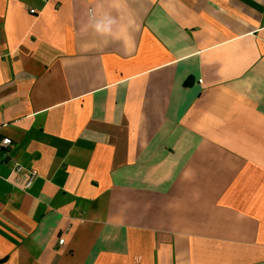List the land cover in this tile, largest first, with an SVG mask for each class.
Returning a JSON list of instances; mask_svg holds the SVG:
<instances>
[{
	"label": "crops",
	"instance_id": "1",
	"mask_svg": "<svg viewBox=\"0 0 264 264\" xmlns=\"http://www.w3.org/2000/svg\"><path fill=\"white\" fill-rule=\"evenodd\" d=\"M0 137V264H264V0H0Z\"/></svg>",
	"mask_w": 264,
	"mask_h": 264
},
{
	"label": "built area",
	"instance_id": "2",
	"mask_svg": "<svg viewBox=\"0 0 264 264\" xmlns=\"http://www.w3.org/2000/svg\"><path fill=\"white\" fill-rule=\"evenodd\" d=\"M43 1H46V0H43ZM30 12L35 13L36 10L32 8L30 9ZM11 147H12V140L10 138L0 137V164L6 159H13V157L11 156ZM13 161H14V171L17 173L20 172L23 169L22 166L18 162H16L15 159H13ZM35 174L36 173L34 171L30 172V178L26 183V187H28L31 184ZM63 242L64 240L61 239L60 243H63Z\"/></svg>",
	"mask_w": 264,
	"mask_h": 264
}]
</instances>
